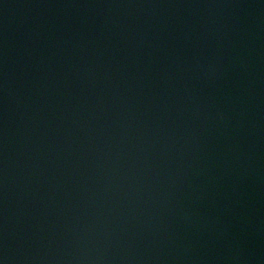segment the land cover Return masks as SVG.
I'll return each instance as SVG.
<instances>
[{
  "label": "water",
  "instance_id": "obj_1",
  "mask_svg": "<svg viewBox=\"0 0 264 264\" xmlns=\"http://www.w3.org/2000/svg\"><path fill=\"white\" fill-rule=\"evenodd\" d=\"M0 264H264V0H0Z\"/></svg>",
  "mask_w": 264,
  "mask_h": 264
}]
</instances>
